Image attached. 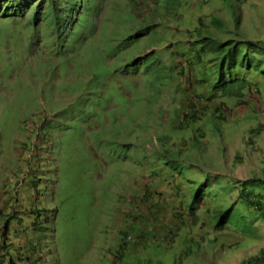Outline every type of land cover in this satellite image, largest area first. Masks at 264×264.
Returning a JSON list of instances; mask_svg holds the SVG:
<instances>
[{"label":"clouds","instance_id":"1","mask_svg":"<svg viewBox=\"0 0 264 264\" xmlns=\"http://www.w3.org/2000/svg\"><path fill=\"white\" fill-rule=\"evenodd\" d=\"M235 1L233 16L218 0H72L68 14L50 16L51 0H34L36 10L47 5L30 41L55 49L48 62L56 80L74 77L82 83L54 88L52 103L59 111L23 122L25 141L12 138L13 150L0 163V264H61L59 206L75 196L90 198L93 206L96 196L119 204L110 216L117 219L121 241L147 245L150 258L159 261L175 248L178 264H228L264 236V217L235 213L252 201L248 183L264 182V163L253 173L245 159L258 153L264 140V76L250 70L259 62L264 66L255 47L264 48V23L254 29L257 38L240 29L247 18L264 20V0ZM154 29L163 36H154ZM76 35L92 38L99 48L61 54V39ZM226 41L249 50L231 57L216 48ZM158 44L162 47H152ZM208 60L216 71L204 82L201 69ZM59 68L66 73L59 76ZM109 81L118 82L121 100L113 99L116 87ZM89 87L101 103L80 114ZM48 119L55 122L53 135ZM64 129L70 131L68 155L69 135L74 150L81 140L86 170L66 166L58 174ZM174 161L192 170L190 179L209 176L212 191L187 203L178 190L170 197L165 193L154 211L152 200H162L159 193L166 192L167 167H162ZM9 163L25 171L9 173ZM167 182L185 184L174 176ZM246 216L250 224L239 236L230 219ZM216 222L228 231L214 229ZM262 254L264 249L236 264H251Z\"/></svg>","mask_w":264,"mask_h":264},{"label":"rangeland","instance_id":"2","mask_svg":"<svg viewBox=\"0 0 264 264\" xmlns=\"http://www.w3.org/2000/svg\"><path fill=\"white\" fill-rule=\"evenodd\" d=\"M228 14L233 16L234 8L237 7L235 0H218ZM21 4L20 0H0V163L5 164L13 150L11 139H21L24 142L27 137V129L23 122L35 121L33 115L57 113L59 109L52 103L53 90L56 87H69L71 83L81 85V81L71 78L67 81L56 80L54 71L49 64V58L55 49L49 46L37 45L30 39L34 35L35 24L31 20V14L36 10L34 0L27 6L25 13L12 11L9 16H5L6 5H11L9 10ZM34 11V12H33ZM165 14H163V17ZM246 19V23L240 27L241 31L247 36L257 38L254 30L259 23L264 20L251 18ZM41 33V29L39 30ZM154 36L162 37L160 29L152 31ZM63 42V50H58L61 54H70L77 50L84 53L87 50L99 48L98 43L88 37L84 40L82 35H76L73 39ZM148 40L139 42L136 48L141 47ZM152 47H162L158 44ZM118 57H115L114 61ZM59 76L66 73L59 68ZM112 88L116 87L113 95L115 101L121 100V87L118 82H111ZM264 104V101H263ZM39 119L40 117L37 116ZM51 122V135L56 130L55 122ZM45 123V126L48 124ZM70 131L63 130L60 142V167L58 174H61L65 167L73 171L75 169L86 170L83 160L84 149L81 140L78 138L77 148L74 150L75 141L69 135L67 154L65 150V135ZM52 138V137H51ZM246 164L249 172H256L257 164L264 163V140L260 143L258 153L254 152L246 157ZM215 168H218L215 161ZM8 172L15 171L20 175L25 171L23 166L7 165ZM50 171L52 163L47 164ZM261 175L264 177V167L260 168ZM253 175V174H252ZM76 178L77 174L70 175ZM89 199L80 196L70 197L69 202H64L59 206V215L56 221L57 228V253L61 264H178L174 255L179 257V249L173 248L170 256L162 261L151 259L147 245L135 246L133 242L123 243L122 234L119 233L117 219L111 218L110 214L118 209L119 204H110L106 201L99 202L96 196L94 200L98 202L95 206L91 205ZM75 203V205H73ZM46 215H43L44 218ZM244 220V219H243ZM242 219H232L234 232L243 236L244 225L249 223ZM250 224V223H249ZM214 229H226V226L215 223ZM228 231V230H227ZM147 233L144 232L143 235ZM227 234H230L228 232ZM232 234V233H231ZM229 236V235H228ZM149 238H147L148 240ZM264 249V236L254 240L240 249L238 257L231 256L228 264H236L243 258H248L256 252Z\"/></svg>","mask_w":264,"mask_h":264},{"label":"trees","instance_id":"3","mask_svg":"<svg viewBox=\"0 0 264 264\" xmlns=\"http://www.w3.org/2000/svg\"><path fill=\"white\" fill-rule=\"evenodd\" d=\"M71 1L72 0H51V2L48 4V7L50 8L49 12H50V16L55 14L56 12L60 11L61 13H67L69 12V7L71 5ZM21 4L17 5L16 7H13L12 10L10 6L11 5H6L7 10L4 11L5 16H9V13L12 11H21L22 13H25L27 10V6H29L32 2V0H21L20 1ZM62 2L64 3L62 5ZM47 5V4H43L41 6H39L36 10L35 13H33V15L31 16V20L33 21L34 24H37L40 20L41 17L43 15L42 12V8ZM47 15L46 18L47 19ZM220 28V27H219ZM204 44L207 43L206 40H203ZM209 42V40H208ZM219 47H223V52L226 53L227 55H230L231 57H235V56H239L241 55V53H243L242 55H245L248 50H249V46H245V45H241L240 47L237 46H232L231 45V41H226V44H219L216 46V48ZM257 52L262 56L264 55V48L258 45H255ZM211 60L206 61V65H203L204 68L201 69V73H202V78L205 77V79L203 78V81H209L211 80L212 77H214L215 75V68H213V66H209ZM201 64V63H200ZM264 66H262V63L259 62L258 66L256 67H252L250 70L253 73V76H257V75H262L264 76ZM89 87L88 89H86L87 91V96L85 98L84 103H82L80 105L81 111L80 114H82L83 112L86 111V108L89 106V109H91L93 106L95 107H99L100 103H101V99L98 98V94L97 92L95 94H93L90 91ZM95 89H98V86L95 85L94 87ZM106 98H108V95H106ZM92 113V112H91ZM162 159H158L157 162H161ZM154 164V163H153ZM167 174H166V179L164 181V188L166 190V192H160L159 195L162 197V200L159 201H153V206L151 207L152 210H156L157 207L160 206V204H162L163 200L165 199L164 194L167 193L168 197L172 196L177 190L179 192V194L181 195V199L183 200V202H188V200L190 201H198L200 199H202V195H210L211 191H212V184L210 183V177L205 175L203 176V178H200L198 180L195 179H190L187 175L192 172L188 170V168L179 163L178 161H174L171 164L165 165ZM171 176H174L175 178H179L181 183H185V184H179V185H171L169 184L167 181L170 179ZM251 187H250V193L252 195H248V197L252 200V201H248L249 203H247L246 205H242L240 208H238L236 210L235 213L239 214V215H244V214H252L254 213L256 216H260V217H264V182H260L259 180H253L250 181V183H248ZM244 187H247V185H244ZM227 216L224 217V219H226ZM240 218H236V220H238ZM248 217L246 216L244 218L243 221L247 222ZM264 220V218H263ZM227 223V222H226ZM230 224H232V219H230ZM249 224H245L244 227H248ZM251 264H264V254L257 256L255 258H253L252 261H250ZM243 264H247V263H243Z\"/></svg>","mask_w":264,"mask_h":264}]
</instances>
